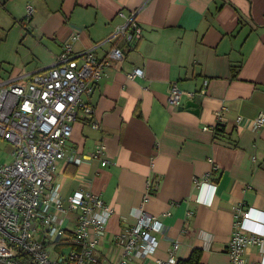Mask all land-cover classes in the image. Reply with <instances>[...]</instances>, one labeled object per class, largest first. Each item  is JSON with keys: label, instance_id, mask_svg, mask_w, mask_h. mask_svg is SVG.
<instances>
[{"label": "crops", "instance_id": "1", "mask_svg": "<svg viewBox=\"0 0 264 264\" xmlns=\"http://www.w3.org/2000/svg\"><path fill=\"white\" fill-rule=\"evenodd\" d=\"M120 11L136 12L141 37L132 44L112 37L124 22ZM68 42L72 52L92 48L98 59L115 45L124 53L89 97L92 120L79 113L65 144L78 156L102 144L108 162L57 166L62 199L83 188L113 209L100 255L119 256L113 235L135 223L146 199L143 208L163 231L154 233L152 257L127 264L178 262L193 250L198 264H228L236 206L264 212V125L253 130L249 122L264 112V0H0V83L46 72ZM137 68L143 76L129 79ZM172 83L196 96L169 105ZM206 174L216 189L205 186L209 202L198 203L194 178ZM66 252L64 244L51 248L56 259ZM244 259L264 264V245H248Z\"/></svg>", "mask_w": 264, "mask_h": 264}, {"label": "built area", "instance_id": "2", "mask_svg": "<svg viewBox=\"0 0 264 264\" xmlns=\"http://www.w3.org/2000/svg\"><path fill=\"white\" fill-rule=\"evenodd\" d=\"M32 12L27 5L25 18L29 19ZM118 14L124 22L115 26L112 37H120L127 44L138 41L141 29L136 12ZM123 58V51L116 45L104 59H98L92 48L72 52L68 42L46 72L25 73L0 83V140L12 146V160L0 164V264H127L130 258L152 257L157 247L154 233H161L163 225L143 208L146 199L141 202L135 223L113 235V249L119 256L102 257L98 247L105 242V226L113 209L99 195L83 188L62 199L56 181L62 160L74 165L91 157L98 158L101 165L108 162L102 144L88 156L66 153L65 144L79 113L92 120L94 109L89 97L105 69ZM136 76H143V71L137 68L127 73L129 79ZM206 84L204 81L199 94L204 93ZM183 94L196 96L172 83L167 103L178 105ZM225 110L217 113L218 120ZM249 122L251 129H259L264 125V112ZM91 125L99 128L94 121ZM212 168L216 170L217 166ZM207 175L194 178L198 203L209 202L203 197L205 186L213 193L216 189ZM233 225L226 245L228 264H246L245 248L264 245V212L238 205ZM61 244L69 249L61 259L53 258L51 248ZM177 246L175 242L173 249ZM176 263L174 257L155 260V264Z\"/></svg>", "mask_w": 264, "mask_h": 264}, {"label": "rangeland", "instance_id": "3", "mask_svg": "<svg viewBox=\"0 0 264 264\" xmlns=\"http://www.w3.org/2000/svg\"><path fill=\"white\" fill-rule=\"evenodd\" d=\"M11 43L13 42L11 41ZM13 48L15 50V45H13ZM13 56H11V59ZM11 151L12 146L9 143L0 140V164H6L11 161V156H9ZM67 249H69V246H67Z\"/></svg>", "mask_w": 264, "mask_h": 264}, {"label": "trees", "instance_id": "4", "mask_svg": "<svg viewBox=\"0 0 264 264\" xmlns=\"http://www.w3.org/2000/svg\"><path fill=\"white\" fill-rule=\"evenodd\" d=\"M199 257L200 252L198 250H193L187 260L178 261L177 264H198Z\"/></svg>", "mask_w": 264, "mask_h": 264}, {"label": "water", "instance_id": "5", "mask_svg": "<svg viewBox=\"0 0 264 264\" xmlns=\"http://www.w3.org/2000/svg\"><path fill=\"white\" fill-rule=\"evenodd\" d=\"M191 106H193V107H195V108H197V105L196 104H190Z\"/></svg>", "mask_w": 264, "mask_h": 264}]
</instances>
